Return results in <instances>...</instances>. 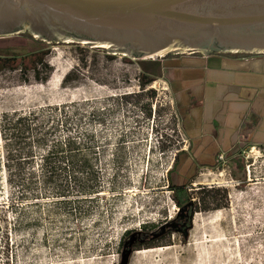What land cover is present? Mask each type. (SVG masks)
Here are the masks:
<instances>
[{"label": "rangeland", "instance_id": "1", "mask_svg": "<svg viewBox=\"0 0 264 264\" xmlns=\"http://www.w3.org/2000/svg\"><path fill=\"white\" fill-rule=\"evenodd\" d=\"M40 52L48 53L52 70L44 83L33 71H0V116L85 102L87 129L95 136L90 159L101 189L85 203L86 216L55 212L43 198L16 227L4 206L0 167V264H121L133 237L127 264H264V149L243 148L232 164L194 180L195 200L201 186L226 190L228 208L195 214L186 240L170 231L147 249L150 244L137 235L158 232L177 215L168 171L184 148L173 98L155 75L159 58L136 61L27 34L0 38L2 56ZM70 72L76 80L63 86ZM142 73L156 80L142 87ZM1 155L0 138V162Z\"/></svg>", "mask_w": 264, "mask_h": 264}, {"label": "water", "instance_id": "2", "mask_svg": "<svg viewBox=\"0 0 264 264\" xmlns=\"http://www.w3.org/2000/svg\"><path fill=\"white\" fill-rule=\"evenodd\" d=\"M20 34L136 61L264 54V0H0V38Z\"/></svg>", "mask_w": 264, "mask_h": 264}, {"label": "trees", "instance_id": "3", "mask_svg": "<svg viewBox=\"0 0 264 264\" xmlns=\"http://www.w3.org/2000/svg\"><path fill=\"white\" fill-rule=\"evenodd\" d=\"M47 55V52L23 56L0 55V71L19 70L23 74L33 71L35 81L44 83L52 71L45 62ZM42 72L46 73L44 77H41ZM156 78L145 73L139 76L142 87L150 85ZM75 80L74 73L70 72L63 78L62 85ZM86 106L85 102L70 103L26 113H3L0 116V167L3 168L7 193L4 206L12 215L16 227L23 225L26 209H37L43 198L50 200L47 205L55 212L74 213L80 218L87 214L85 203L100 193L97 168L90 159L95 136L87 129ZM180 152L175 155L168 171L169 178ZM191 183L192 180L182 185L169 182L168 190L178 212L174 221L162 227L165 229L163 233L160 228L147 236L143 233L137 235L138 241L142 236V243L150 244L147 249L153 248L151 244L170 231L181 233L186 240L195 214L228 208L226 190L201 186L198 189L200 193H197L201 197L195 200ZM134 242L131 239L130 249ZM128 250H124L121 264H127Z\"/></svg>", "mask_w": 264, "mask_h": 264}, {"label": "crops", "instance_id": "4", "mask_svg": "<svg viewBox=\"0 0 264 264\" xmlns=\"http://www.w3.org/2000/svg\"><path fill=\"white\" fill-rule=\"evenodd\" d=\"M155 75L171 93L184 141L173 183L207 179L220 154L232 164L243 148L264 149V54H169Z\"/></svg>", "mask_w": 264, "mask_h": 264}, {"label": "built area", "instance_id": "5", "mask_svg": "<svg viewBox=\"0 0 264 264\" xmlns=\"http://www.w3.org/2000/svg\"><path fill=\"white\" fill-rule=\"evenodd\" d=\"M227 163L226 156L224 154H220L217 157V164L218 166H224Z\"/></svg>", "mask_w": 264, "mask_h": 264}, {"label": "bare ground", "instance_id": "6", "mask_svg": "<svg viewBox=\"0 0 264 264\" xmlns=\"http://www.w3.org/2000/svg\"><path fill=\"white\" fill-rule=\"evenodd\" d=\"M162 55H159L158 57H161ZM153 58H155V57H153ZM153 58H148V59H153ZM152 251V250H151ZM144 252V251H143ZM146 252V251H145Z\"/></svg>", "mask_w": 264, "mask_h": 264}]
</instances>
